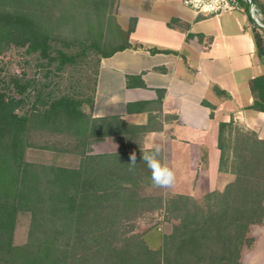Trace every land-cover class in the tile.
Masks as SVG:
<instances>
[{
	"label": "trees",
	"instance_id": "obj_1",
	"mask_svg": "<svg viewBox=\"0 0 264 264\" xmlns=\"http://www.w3.org/2000/svg\"><path fill=\"white\" fill-rule=\"evenodd\" d=\"M115 1L0 0V62L7 51L21 48L39 66L56 64L60 71L90 55L99 64L116 52L141 49L129 43L136 19L123 29L112 12ZM253 2L264 17V3ZM250 32L264 68V31L251 23ZM97 74L98 67L86 97L35 91V80L18 73L0 82V264H241L242 246L252 244L250 226L264 223V136L232 120L220 122L218 170L232 176L224 189L201 201L147 195L144 190L154 186L142 160L154 150L141 145L147 127L118 115L93 116ZM249 89L247 109L264 113V72ZM44 135L51 140L39 142ZM106 139L118 140L119 149L95 153L92 145ZM30 148L72 154L79 162L67 167L28 161ZM157 158L162 163L161 151ZM156 212L170 228L151 249L138 230ZM21 214L29 224L26 241L18 245L14 232Z\"/></svg>",
	"mask_w": 264,
	"mask_h": 264
},
{
	"label": "crops",
	"instance_id": "obj_2",
	"mask_svg": "<svg viewBox=\"0 0 264 264\" xmlns=\"http://www.w3.org/2000/svg\"><path fill=\"white\" fill-rule=\"evenodd\" d=\"M116 6L123 29L136 19L129 43L141 49L101 58L93 116L118 115L128 124L146 126L143 148L159 145L162 164L181 170L167 186L171 193L197 200L222 191L232 176L218 170L219 123L232 120L264 134V113L247 109L253 101L249 82L263 73L247 8L205 15L179 0H116ZM100 144L115 146L104 152L119 149L113 139L92 149ZM153 232L144 231L143 239L157 249L161 235ZM248 237L252 244L242 246L240 263L264 264V223L251 225Z\"/></svg>",
	"mask_w": 264,
	"mask_h": 264
},
{
	"label": "rangeland",
	"instance_id": "obj_3",
	"mask_svg": "<svg viewBox=\"0 0 264 264\" xmlns=\"http://www.w3.org/2000/svg\"><path fill=\"white\" fill-rule=\"evenodd\" d=\"M258 1L264 3V0ZM241 5L244 9H246V3H241ZM112 12L116 17L117 22L119 23V15L117 12L116 1ZM256 16L260 22H263L264 17L259 11L256 12ZM1 61L2 62H0V82H2V80H7L11 75L15 73H18L19 75L23 74L25 79L35 80V91L42 90L44 91V93H51L54 96L61 95L67 92L75 93L85 97L88 96L92 88L94 87L93 83L95 79V70L97 69V67H99L98 57L95 55H90L85 61L78 62V64H76L75 66H68L65 69L59 71L56 69V64L51 65L49 67L39 66V62L37 61L36 56L27 55L24 49L21 48H12L11 50L7 51L1 57ZM262 72H264V68ZM34 90L31 89V95H33L34 92L32 91ZM235 124L244 129L245 131L255 132L254 130L247 128L245 125H242L239 122H236ZM255 133L259 137L264 136V134L261 132ZM45 139L51 140L50 137L44 135L39 137V142ZM58 139V141L60 142H65L61 137H59ZM114 149L115 146H106L100 144L97 148H94L93 151L104 152ZM26 159L28 161L33 162H43L47 164L53 163L67 167H76L79 162V158L72 154H59L53 151L41 150L38 148L28 149L26 151ZM174 173L176 178H178V176H180L181 170L180 172L179 170L174 171ZM227 174L229 175V173ZM169 189V187L150 186L144 190V193L147 195L161 196L164 198L176 195L174 193H171ZM202 198H199L197 200L201 201ZM161 218V212H156L153 216H146L140 221L138 231L143 234V232L146 230H154L153 233L162 235L163 233L169 231L170 224L160 223L159 221ZM28 224L29 216L26 214L19 215L14 232L15 244H23L26 241Z\"/></svg>",
	"mask_w": 264,
	"mask_h": 264
},
{
	"label": "clouds",
	"instance_id": "obj_4",
	"mask_svg": "<svg viewBox=\"0 0 264 264\" xmlns=\"http://www.w3.org/2000/svg\"><path fill=\"white\" fill-rule=\"evenodd\" d=\"M159 145L154 147V150L144 152L142 154V160L147 164V167L151 170V181L156 187H167L174 184L176 180L175 173L172 169L163 165L157 158L160 153ZM132 165H135L136 156L133 153L131 155Z\"/></svg>",
	"mask_w": 264,
	"mask_h": 264
},
{
	"label": "built area",
	"instance_id": "obj_5",
	"mask_svg": "<svg viewBox=\"0 0 264 264\" xmlns=\"http://www.w3.org/2000/svg\"><path fill=\"white\" fill-rule=\"evenodd\" d=\"M244 3L247 0H242ZM180 2L197 14L217 15L239 10L242 5L240 0H180ZM257 7L253 8V16L257 18ZM258 19V18H257Z\"/></svg>",
	"mask_w": 264,
	"mask_h": 264
},
{
	"label": "water",
	"instance_id": "obj_6",
	"mask_svg": "<svg viewBox=\"0 0 264 264\" xmlns=\"http://www.w3.org/2000/svg\"><path fill=\"white\" fill-rule=\"evenodd\" d=\"M254 7H255V4L253 0H247L246 8H247V12L251 18L253 25L259 28L260 30L264 31V22H260L256 17L253 16Z\"/></svg>",
	"mask_w": 264,
	"mask_h": 264
}]
</instances>
